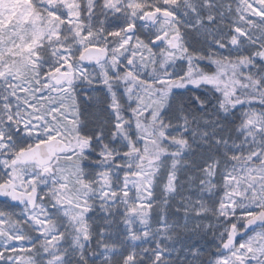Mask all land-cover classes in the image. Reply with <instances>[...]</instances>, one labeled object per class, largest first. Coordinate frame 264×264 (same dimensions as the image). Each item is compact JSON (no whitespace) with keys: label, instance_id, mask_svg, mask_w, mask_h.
<instances>
[{"label":"snow or ice","instance_id":"6c2138e0","mask_svg":"<svg viewBox=\"0 0 264 264\" xmlns=\"http://www.w3.org/2000/svg\"><path fill=\"white\" fill-rule=\"evenodd\" d=\"M0 264H264V0H0Z\"/></svg>","mask_w":264,"mask_h":264}]
</instances>
